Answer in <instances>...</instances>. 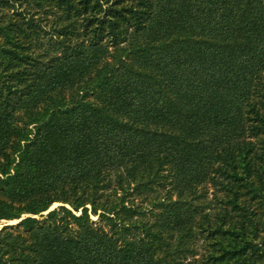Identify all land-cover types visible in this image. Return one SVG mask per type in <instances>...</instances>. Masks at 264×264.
I'll return each mask as SVG.
<instances>
[{
  "label": "trees",
  "instance_id": "obj_1",
  "mask_svg": "<svg viewBox=\"0 0 264 264\" xmlns=\"http://www.w3.org/2000/svg\"><path fill=\"white\" fill-rule=\"evenodd\" d=\"M2 221L0 264H264V0H0Z\"/></svg>",
  "mask_w": 264,
  "mask_h": 264
},
{
  "label": "rangeland",
  "instance_id": "obj_2",
  "mask_svg": "<svg viewBox=\"0 0 264 264\" xmlns=\"http://www.w3.org/2000/svg\"><path fill=\"white\" fill-rule=\"evenodd\" d=\"M144 200L145 199L138 198L137 200H134V204L138 205L140 208H143V207L145 208L146 205H147L148 200H146V201H144ZM58 206H61V204H59V203L53 204L47 212L43 213V216H45L48 212L56 209ZM208 214H209V216H212L213 211H208ZM91 219H92V221L96 222V218L95 217H91ZM17 223H18V221H15V223H9L8 221H2V222H0V229L3 226H5V225H16ZM263 239H264V230H263V233L261 234L259 240H263Z\"/></svg>",
  "mask_w": 264,
  "mask_h": 264
},
{
  "label": "bare ground",
  "instance_id": "obj_3",
  "mask_svg": "<svg viewBox=\"0 0 264 264\" xmlns=\"http://www.w3.org/2000/svg\"><path fill=\"white\" fill-rule=\"evenodd\" d=\"M9 223H15V221L9 222Z\"/></svg>",
  "mask_w": 264,
  "mask_h": 264
}]
</instances>
